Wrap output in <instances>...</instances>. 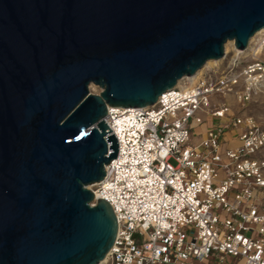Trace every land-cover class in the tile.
<instances>
[{
    "label": "water",
    "instance_id": "1",
    "mask_svg": "<svg viewBox=\"0 0 264 264\" xmlns=\"http://www.w3.org/2000/svg\"><path fill=\"white\" fill-rule=\"evenodd\" d=\"M262 27L264 0H0V264L103 261L108 107L154 104Z\"/></svg>",
    "mask_w": 264,
    "mask_h": 264
},
{
    "label": "built area",
    "instance_id": "2",
    "mask_svg": "<svg viewBox=\"0 0 264 264\" xmlns=\"http://www.w3.org/2000/svg\"><path fill=\"white\" fill-rule=\"evenodd\" d=\"M235 59L180 80L152 105L108 107L119 151L93 185L92 205L106 199L118 230L99 264H264V154L253 157L264 153V125L213 103L229 93L250 101L264 89V60ZM192 122L204 125L199 144Z\"/></svg>",
    "mask_w": 264,
    "mask_h": 264
},
{
    "label": "rangeland",
    "instance_id": "3",
    "mask_svg": "<svg viewBox=\"0 0 264 264\" xmlns=\"http://www.w3.org/2000/svg\"><path fill=\"white\" fill-rule=\"evenodd\" d=\"M255 39L250 40L249 47L245 50H242L241 52L237 51L234 47L230 46L229 51L227 52V55L221 58L218 64L206 66L203 70L204 72H221L222 69H224L228 62L236 58L235 60L241 61L242 63L247 62L249 60L260 58L264 60V46L262 51L257 53V50L261 47V45L264 43V31L260 33H256L254 35ZM89 89L93 93H100L101 87L91 83L89 86ZM229 102V105L231 106L232 110L239 114H250L253 115L262 125H264V89L257 91L252 99L245 104L239 103L236 99L233 93H229L227 98H220L218 95L214 96L213 103L218 102ZM200 117H202L204 120H207L208 118V111L207 109H200L196 113ZM191 133H190V142L194 144H199L202 141V137L199 136V134L204 130V125H199L195 122L191 123ZM240 144V142L234 143V145ZM223 154V153H222ZM262 154L264 153H256L253 155L255 158H261ZM224 156V154H223ZM220 177L224 176V170H219ZM254 194H256V191H254ZM264 202V198H263ZM259 212H263V207H260Z\"/></svg>",
    "mask_w": 264,
    "mask_h": 264
},
{
    "label": "bare ground",
    "instance_id": "4",
    "mask_svg": "<svg viewBox=\"0 0 264 264\" xmlns=\"http://www.w3.org/2000/svg\"><path fill=\"white\" fill-rule=\"evenodd\" d=\"M262 31H264V27H262L261 29H259L256 33H260V32H262ZM256 33H255V34H256ZM255 34H254V35H255ZM254 35L251 37L252 40L255 39V38H254ZM251 39H250V40H251ZM230 46H232V47H234L235 49H237L238 52H239V51H240V52L242 51L241 48H238V47L235 45V41H234V39H229V40L226 42V44H225V54H224V56H225V55L227 54V52L229 51ZM263 46H264V43H263V44L261 45V47L257 50V53H259L260 51H262ZM224 56H223V57H224ZM220 60H221V58H219V59H209V60H207L206 63H205V65H204L203 67H201V68L198 70V72L195 74V77L201 75V73L203 72V70H204V68H205L206 66H210V65L218 64ZM178 82H179V81H178ZM93 185H94V184H89L88 187L91 188V189H93ZM106 257H107V255H106ZM106 257L103 259L102 262L105 261Z\"/></svg>",
    "mask_w": 264,
    "mask_h": 264
},
{
    "label": "crops",
    "instance_id": "5",
    "mask_svg": "<svg viewBox=\"0 0 264 264\" xmlns=\"http://www.w3.org/2000/svg\"><path fill=\"white\" fill-rule=\"evenodd\" d=\"M193 264H211L210 261H199V260H194Z\"/></svg>",
    "mask_w": 264,
    "mask_h": 264
}]
</instances>
